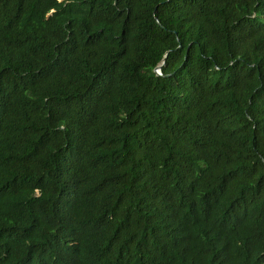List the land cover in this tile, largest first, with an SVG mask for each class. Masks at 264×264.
Listing matches in <instances>:
<instances>
[{
  "label": "trees",
  "instance_id": "1",
  "mask_svg": "<svg viewBox=\"0 0 264 264\" xmlns=\"http://www.w3.org/2000/svg\"><path fill=\"white\" fill-rule=\"evenodd\" d=\"M0 264H264V0H0Z\"/></svg>",
  "mask_w": 264,
  "mask_h": 264
},
{
  "label": "built area",
  "instance_id": "2",
  "mask_svg": "<svg viewBox=\"0 0 264 264\" xmlns=\"http://www.w3.org/2000/svg\"><path fill=\"white\" fill-rule=\"evenodd\" d=\"M155 71H156V73H160V71H159V68L157 67V68H155Z\"/></svg>",
  "mask_w": 264,
  "mask_h": 264
},
{
  "label": "water",
  "instance_id": "3",
  "mask_svg": "<svg viewBox=\"0 0 264 264\" xmlns=\"http://www.w3.org/2000/svg\"><path fill=\"white\" fill-rule=\"evenodd\" d=\"M163 63H164V62H163ZM163 63H162V64H163ZM159 67H160V66H158V68H159Z\"/></svg>",
  "mask_w": 264,
  "mask_h": 264
}]
</instances>
